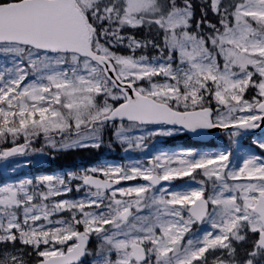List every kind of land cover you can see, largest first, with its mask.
I'll return each instance as SVG.
<instances>
[{
    "label": "snow or ice",
    "instance_id": "obj_1",
    "mask_svg": "<svg viewBox=\"0 0 264 264\" xmlns=\"http://www.w3.org/2000/svg\"><path fill=\"white\" fill-rule=\"evenodd\" d=\"M0 54L5 173L46 149L228 141L5 175L0 264H264V0H0Z\"/></svg>",
    "mask_w": 264,
    "mask_h": 264
},
{
    "label": "trees",
    "instance_id": "obj_2",
    "mask_svg": "<svg viewBox=\"0 0 264 264\" xmlns=\"http://www.w3.org/2000/svg\"><path fill=\"white\" fill-rule=\"evenodd\" d=\"M151 54V53H149ZM2 54H0L1 56ZM222 141L223 148L227 147L228 141L227 137H220ZM154 148L157 149V143L154 141ZM164 146H167L168 148L175 149V148H187L191 147L193 143H191L185 133H180L178 135H172L170 137L164 138ZM219 146V142H212L207 146H201L196 144L194 147L196 148H217ZM0 147H3V145H0ZM35 148L40 147V143L37 142L34 144ZM48 154L43 155L38 152L30 153L28 156V161H32V165L39 163L40 160L44 162V167H37V171L35 175H38L40 172V169H45L50 172H57V173H63L65 170H76L80 168H87V167H93L97 166L101 163H116V162H126V158L124 156V151H122L119 147V145H114L113 149H108L107 147H104L100 150L96 149H76V150H69L67 152H60L56 154L55 159L52 158V152L51 150L46 149L45 150ZM135 155L139 156V151H132ZM18 159H16V162ZM37 163V164H38ZM14 163L12 165L13 167H16ZM30 167V166H29ZM11 170V169H9ZM24 171L21 172L23 174ZM5 177V174L0 169V180H2ZM185 180H191V178H186ZM183 180H177V184L182 183ZM210 264V263H209Z\"/></svg>",
    "mask_w": 264,
    "mask_h": 264
},
{
    "label": "rangeland",
    "instance_id": "obj_3",
    "mask_svg": "<svg viewBox=\"0 0 264 264\" xmlns=\"http://www.w3.org/2000/svg\"><path fill=\"white\" fill-rule=\"evenodd\" d=\"M6 57H4L3 55L0 56V62H3L5 61ZM180 133H177V134H174V135H178ZM170 137V136H168ZM164 138L165 137H157L155 138V142L157 143V149H155L154 147V144H149L148 145V148L144 149L143 151H139V156L138 155H135L132 151L131 152H128V153H125L124 152V156L126 158V162L125 163H129L131 160L133 159H139V160H144L146 161L148 159L149 156H152L154 154H156L157 150L159 149H163V150H166L168 151L169 153L171 152H182V151H187L189 149H192L194 152H206V153H213L215 151H211L209 149H195V148H187V149H182V148H177L175 150H172L170 148H168L167 146H164ZM254 137H252L251 139L249 138L246 142H245V138L242 143L245 147H247L250 143H251V140L253 139ZM219 145L223 146L222 145V141L219 140ZM216 151H219V150H216ZM28 160V156L27 157H21V159H19L18 163H19V167H13L15 169V171H13L12 169L11 170H8L7 173H5L3 171V168H2V165L4 162H0V169L1 171L3 172V174L7 175V176H10V177H16V176H21L19 178H33L35 176H38V175H35L36 174V171H37V167H40L42 165H45L44 162L42 160L39 161V163L37 164H34L32 165L31 163L25 165V161ZM125 163H122V162H119V163H113V164H125ZM30 166V167H29ZM23 172V174H21V172ZM62 174V173H61ZM195 174V173H193ZM44 175V174H42ZM50 175H59V174H50ZM188 177H183V178H180V179H186ZM177 179L173 180L172 181V184L170 185L171 187L175 188V189H180L182 187H185V186H188V185H192V186H197L195 185L194 181H190V180H183L182 183H179L177 184L176 183ZM137 183V181H129L128 184H135ZM70 196L72 197H75L77 195H82V194H76L75 191H73V193H70L69 194ZM207 255V254H206ZM209 262L212 263V258L210 257L209 258Z\"/></svg>",
    "mask_w": 264,
    "mask_h": 264
},
{
    "label": "water",
    "instance_id": "obj_4",
    "mask_svg": "<svg viewBox=\"0 0 264 264\" xmlns=\"http://www.w3.org/2000/svg\"><path fill=\"white\" fill-rule=\"evenodd\" d=\"M213 131L215 132V131H218V130H213ZM254 131H255L256 134H259V131L260 130L259 129H256ZM187 135H188V137H189V139L191 141H193V142H200V143H207V142H210V141L218 138L216 135H210V136H208V137H206L204 139H199V138L194 137L191 134H187ZM163 183L166 184V185H170V182H163Z\"/></svg>",
    "mask_w": 264,
    "mask_h": 264
}]
</instances>
